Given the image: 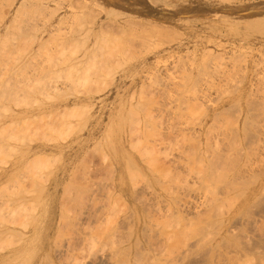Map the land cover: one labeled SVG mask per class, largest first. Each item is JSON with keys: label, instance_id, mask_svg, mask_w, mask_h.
<instances>
[{"label": "bare ground", "instance_id": "obj_1", "mask_svg": "<svg viewBox=\"0 0 264 264\" xmlns=\"http://www.w3.org/2000/svg\"><path fill=\"white\" fill-rule=\"evenodd\" d=\"M22 5L0 9V264H264V0H101L68 25L49 4L52 27ZM96 146L91 184L72 167Z\"/></svg>", "mask_w": 264, "mask_h": 264}, {"label": "rangeland", "instance_id": "obj_2", "mask_svg": "<svg viewBox=\"0 0 264 264\" xmlns=\"http://www.w3.org/2000/svg\"><path fill=\"white\" fill-rule=\"evenodd\" d=\"M5 1H7V2H5ZM11 1H13V0H9V1H8V0H2V3L4 2V5H5V3H6V4L8 3V5L10 4L9 6L7 5L8 7H7L6 5L4 6L3 4H1L2 7H3V9H4V11H5V10L7 11L6 7H7V8L11 7V8L8 9V11H9L10 9H13V8L16 9L17 5L19 6V7H17V8H21L20 6L23 7L22 4L24 3V6L26 5V7H29L28 9L30 10V12L34 10V7H35V9L37 8V9H36V10H37V11H36L37 13L41 10L42 12H41V11H40V12H41V15H42V16H43V15H46V16L48 17V15L50 14L49 11L52 10V9H51L52 6H53V8H55V12H53L54 10L51 11V12H52V13H51L52 15H51V14H50V15L53 16L54 18H55V17L57 18L58 16H60V17L65 16V15H66L65 13H67V15L65 16L67 19H66L65 17H63V18H65V22H64V19H63V18H61V19L63 20V22H62L61 19H57V20H58V21H57V22H58V23H57L58 25H60V24H62V23H63V24H67V23H69V22H70V24H71V23H75V21L77 20V19H75V18H76V17L78 18V16L81 18V20H83V19H86V20H87V18H88V20H89V22H90V20H91V16H92V15L89 14V17H88V14H85V16H84V11H85V10H83L84 8H82V7H85V6L88 4V5L86 6L88 12H87V10H86V12H87V13H90L91 9H90V11H89V8H88V7H91V6L93 7V3H95V2H101V0H99V1H98V0H92V1H91V0H86V1H83V0H82V2H83V4H82V2L79 3L81 0H79V1L76 0L77 2H76L75 0H71V1L68 0L70 3H72L73 6H74L75 3H76V5H75L74 7H77V6L79 7V6H80L79 4H81V8H75V9L72 8V9H69V10H70V13H69V10L67 9V7L71 8V6H69V5H71V4L69 3V5H68L67 0H65L64 3H63L64 0H63V1L59 0L58 3L56 2L57 0H55V2H52L53 0H52L51 2H50L49 0H47V1L50 2V3H49L50 5L53 4L51 7H50V5L47 3V1H45V0H44L45 2H44L43 0H32L33 3L31 2V0H28V1H26V0H25V1H24V0H17V1H15V0H14V3H13V4H12ZM34 1H38L39 4H36V5H35V2H34ZM39 1H41V2H39ZM60 1H61V3H62L63 5H61V4L59 3ZM74 1H75V3H74ZM87 1H88L89 3H88ZM90 1H91V3H90ZM15 2H17V3H15ZM21 2H22V4H21ZM84 2H86V4H84ZM26 3H27V4H26ZM28 3H29V4L31 3L32 6L34 5V6L32 7L33 10H32V8H30L31 6H30ZM40 3H42V4H40ZM44 3L47 4V5L44 6ZM54 3H55V5H54ZM66 3H67V4H66ZM78 3H79V4H78ZM20 4H21V5H20ZM57 4H58V5L60 4V6L58 7ZM90 4H91V6H89ZM1 5H0V9L2 8ZM13 5H14V6H13ZM28 5H29V6H28ZM37 5H38V6H37ZM39 5H40V6H39ZM42 5H43V6H42ZM64 5H65V6H64ZM84 5H85V6H84ZM12 6H13V7H12ZM55 6H57V8H56ZM63 6H64V8L62 9ZM66 6H67V7H66ZM73 6H72V7H73ZM39 7H40V10H38ZM42 7H43V8H42ZM46 7H48V8L45 9ZM49 8H50V9H49ZM58 8H59V9L61 8L62 10L60 9V10H61V11H60ZM42 9H44V10H42ZM56 9H57V10H56ZM64 9H65V10H64ZM76 9H77L78 12L76 11ZM81 9H82L83 11H82ZM85 9H86V8H85ZM58 10H59V12H64V13H63V14L61 13L62 15H58V14H59V13L57 14ZM72 10H74L73 12L76 11L75 14L72 13L73 15H71ZM10 11H11V10H10ZM12 11H13V10H12ZM44 11H45V12L48 11V15H47V13H46V14H45V13L43 14ZM56 11H57V12H56ZM33 12H35V10H34ZM36 12H35V14H37ZM79 12H80V13L82 12V14H80ZM107 12H108L109 14H108V13H105V15H106V14H107L108 16L110 15L111 17H110V16H109V17H110L111 21H113L112 19L115 18V17H112V16H113V15L115 16V13H112V11H107ZM68 13H69V15H68ZM78 13H79V15H77ZM101 13L104 15L103 12H101ZM101 13H99V16L102 15ZM110 13L113 14V15H111ZM54 14H57V15L55 16ZM38 15L40 16V13L37 14V15H35V16H38ZM50 15H49V17L47 18V20H49V21H45V20H46V16H45V19H43V20L45 21V23L47 22L46 24H47V25H50L51 27H52V26H56V20H55L56 18L54 19L53 17H50ZM86 15H87V18H86ZM103 15H102V17L105 16V15H104V16H103ZM42 16H40L41 19L43 18ZM68 16H69V18H68ZM74 16H75V17H74ZM82 16H83V17H82ZM60 17H58V18H60ZM71 18H73V19L70 20ZM51 19H52V20H51ZM68 19H69L70 21L67 22L66 20H68ZM74 19H75V21H74ZM50 20H51L52 22H50ZM54 20H55V22H54ZM88 20H87V22H88ZM60 21H61L62 23L59 24ZM72 21H73V22H72ZM53 22H54V24L52 25ZM48 23H49V24H48ZM67 25H68V24H67ZM28 39H29V38H28ZM167 39L169 40V38H167ZM168 40H166V41H168ZM168 42H169V41H168ZM166 43H167V42H166ZM176 44H177V43H176ZM26 60H27V58H25V60H23V62L25 63ZM67 105H68V106H71L72 104H67ZM73 111H75V110H73ZM111 111H112V110H111ZM4 119H5V118H3V120L1 119L2 121H0V126L2 125V126L0 127V132H1V131H4L3 126L6 128V127H7V123L9 122V121L7 122V120L5 121ZM3 121H4V122H3ZM1 122H2L3 124H4L5 122H6V123L3 125V124H1ZM83 126H84L85 128H82ZM83 126L80 128V129L82 130V131H81L82 133H83L84 131L87 132V131L91 130L92 127H93V125H92V124H89V123H86V124L83 125ZM1 128H2L3 130H2ZM86 128H87V129H86ZM18 129H20V128H18ZM83 129H84V130H83ZM20 131H21V129H20ZM14 133H15V132H14ZM14 133H13V134H14ZM16 133H18V132L16 131ZM84 133H85V132H84ZM59 136H60V135L58 134V137H56L58 140H60V138H61V139L64 138L65 143L67 142L66 144H69L68 142L72 143V144H71L72 146L69 144V146H71L72 148L78 146V144L81 145L82 143H84V141H82V143H81V142L79 143L77 140H75L74 138H72V136L70 137L71 139L69 138L68 140H65V137H64L63 135H61L60 138H59ZM56 138H55V139H56ZM57 139H56L55 141L59 142ZM70 140H72V141L75 140L76 142H74V143H75V145H76V143H77V145L75 146L74 143L71 142ZM42 141H43V140H41L40 142H42ZM55 141L53 140L52 145H53V144H54V145H56V144H60V143H55ZM52 145H51V146H52ZM54 145H53V146H54ZM97 147H98V148H97ZM72 148H71V149H72ZM92 148H93V149H92ZM92 148L90 147L89 149H86L87 152L85 153V156H84V159H82V162H80L81 160L75 162V163H74L75 166H73L72 168L75 167L74 169H75V170L77 169L76 172H79L78 170H81V171H82V170H85V171L88 170V172H89V170H91L90 173H91L92 175L89 174V175H91V176L86 177V182L91 183V184H97V183H99L100 181L103 182V180H104V181H105V180H108V179L106 178V177H108V175H107V171H106V169L108 168V166H107V165H103L104 162L102 163V161H101V160H102V157H99V156H101L102 154H103V157L107 156L108 154L106 153V150H104L105 148H102V147L99 148V146H96L95 148L92 147ZM96 148H97V149H96ZM67 149H68V147H67ZM69 149H70V148H69ZM100 149H102V150H100ZM88 150H89V151H88ZM95 150H97L98 152H97V151L95 152ZM91 151H92V152H91ZM100 152H102V153H100ZM108 152H109V151H108ZM59 153H61V152H58V155H59V157H60V154H59ZM99 153H100V154H99ZM104 153H105V156H104ZM58 155H56L57 157H56V156H53V157H47V158L44 157V158H42V164H44V165H46V166H48V167H52V166L55 167V165L57 166V164L60 163V161L63 159V158L61 157L62 159L60 158V160H58V161L55 160L56 158L59 159V158H58ZM85 157H86V158H85ZM90 157H91V158H90ZM48 158H49V159H48ZM50 158H51L52 160H51ZM98 159H99V160H98ZM43 160H44L45 162H46V160H47V162H46V163H45V162L43 163ZM50 161H51V163H50ZM84 161H85V163H84ZM54 163H55V164H54ZM56 163H57V164H56ZM87 163H88V164H87ZM47 164H48V165H47ZM52 164H53V165H52ZM74 164H73V165H74ZM76 164H78V166H77ZM83 164H84V165H83ZM105 164H106V163H105ZM96 165H97V166H96ZM81 166H82V167H81ZM100 166H101V167H100ZM103 166H104V167H103ZM77 167H78V168H77ZM106 167H107V168H106ZM44 168H45V167H44ZM84 168H85V169H84ZM103 171H105L106 173L103 172ZM102 172H103V173H102ZM93 173H94V174H93ZM98 174H99V175H98ZM104 174H105V175H104ZM102 175H103V176H102ZM43 176H44V175H43ZM45 176H46V175H45ZM95 177H96V179L99 178V179H98L99 182L95 179ZM101 177H102L103 179H102ZM87 178H88V179H87ZM90 178H91V179H90ZM89 179L91 180V182H89V181H90ZM92 179H95V180L93 181L94 183L92 182ZM101 179H102V180H101ZM95 181H97V183H96ZM105 182H106V181H105ZM29 184H30V183H29ZM29 184H27L26 186H30ZM89 185H90V184H89Z\"/></svg>", "mask_w": 264, "mask_h": 264}]
</instances>
